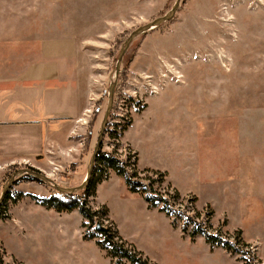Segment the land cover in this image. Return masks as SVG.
Returning a JSON list of instances; mask_svg holds the SVG:
<instances>
[{"label": "rangeland", "instance_id": "obj_1", "mask_svg": "<svg viewBox=\"0 0 264 264\" xmlns=\"http://www.w3.org/2000/svg\"><path fill=\"white\" fill-rule=\"evenodd\" d=\"M175 1L0 0V76L19 77L34 62L59 56L63 81L73 93L80 89L77 97L87 109L79 121L80 136L74 138L80 150L76 163L63 167L53 159L41 169L12 165L0 177V194L8 177L24 167L39 169L59 186L81 184L88 165L81 150L94 123L93 151L124 40ZM171 78L182 85L187 78L188 84L175 85ZM61 85L54 81L51 93ZM112 107L102 150L116 149L122 160L128 162L130 156V163L138 153L140 169L151 164L167 170L178 189L164 178L153 190L170 200L176 190L180 197L172 200L174 208L204 222L213 234L237 242L249 252L248 262L221 246H210L202 235L191 238L192 226L183 232L181 216L174 218V226L160 204L148 206L121 176L101 185L97 194L98 183L89 205H105L118 234L148 264H264V0H181L172 19L132 40L122 58ZM115 130L117 139L110 137ZM147 130L152 132L149 140ZM186 147L189 162L202 170L198 177L174 168L176 152ZM214 170L216 184L209 179ZM143 182L148 184L147 179ZM39 184L58 194L51 185ZM75 210L65 217L61 231L56 220L30 218L39 226L35 235L31 227L24 225L21 233L0 218L4 264H111L107 251L95 242L100 235L88 240L80 235L84 219ZM109 221L99 222L114 229ZM49 225L53 228L42 231ZM85 232H96L95 225Z\"/></svg>", "mask_w": 264, "mask_h": 264}, {"label": "crops", "instance_id": "obj_2", "mask_svg": "<svg viewBox=\"0 0 264 264\" xmlns=\"http://www.w3.org/2000/svg\"><path fill=\"white\" fill-rule=\"evenodd\" d=\"M185 38L188 39V35ZM186 39L182 41L189 43ZM185 52L189 53V50ZM52 58L58 60L34 62L19 77L3 78L0 76V177L12 165L20 163H27L41 169L49 162H53V159H57L61 162L59 164L66 167V162L76 163L80 158V150H77L79 149L78 143L74 141V138L78 140L80 136L82 124L79 121L84 112L83 108L86 109V106L82 107L80 89L79 94L73 93L71 84L63 81L60 72L61 58L59 56ZM63 66L66 64L64 63ZM170 80L175 85L185 86L188 84L187 78L185 85L179 84L174 78ZM54 81L62 84L63 88L59 91L55 89L51 93L50 85ZM159 95L156 99L160 97ZM148 111L149 106L138 116L145 115ZM156 114L157 112L153 117L155 124L159 121ZM151 133L147 130L148 140ZM72 151H75L73 155ZM137 167L138 170L150 169L164 173L165 179L173 186L169 180L170 174L164 168L147 164L140 169L138 153ZM174 168L179 170L182 175L189 176L190 173L194 177L195 174L198 177V174L202 172L198 167L192 166V162H189L188 147L179 154L176 152ZM216 176L214 170L209 177L215 184ZM117 178V175L111 171L107 181L98 184L96 193L98 194L101 185ZM173 187L178 189L176 186ZM13 191L21 193L23 196L10 206L9 216L3 221L11 222L21 230V233L25 232L22 228L26 225L27 230L31 227L33 234H38L39 226L34 219L30 221V218H35V216L47 221L56 220L58 222L57 229L61 231L64 228L65 217L76 211L74 209L71 212L58 213L54 209L43 206L40 200L48 198L52 193L38 182H18L13 186ZM32 196L37 199H33ZM23 220L27 221L26 224ZM52 228L49 225L42 231ZM79 232L82 235L80 230Z\"/></svg>", "mask_w": 264, "mask_h": 264}, {"label": "trees", "instance_id": "obj_3", "mask_svg": "<svg viewBox=\"0 0 264 264\" xmlns=\"http://www.w3.org/2000/svg\"><path fill=\"white\" fill-rule=\"evenodd\" d=\"M124 80H126V77L124 78ZM100 101L101 100H99L98 103ZM97 112L98 110H96V113ZM93 121L95 120L93 119ZM109 121L110 120H107L104 134H106L108 131L110 123ZM129 123L130 121L125 123L121 127L120 131H125ZM89 126L91 127L87 132V140L85 141V146H83L81 150V158L84 160L88 159L91 154V139L93 136L94 123ZM115 132L116 130L110 132V137L117 139L119 135ZM117 154L118 153L116 149L112 151H105L102 150V146H100L95 157L91 177L87 185L83 189L73 193L51 194L48 198H43L42 200H40L41 204L46 208L54 209L57 212H71L72 210L77 209L84 219L81 224V227L83 229V239H95L97 238L96 233L100 235V238L95 242L101 249L107 251V254L111 258V264H122V260H126L130 264H148V260L142 257V253L135 250L132 245H129V243L123 240L118 234L115 224L113 222H110L108 219V208L105 205H101L98 208L94 209L88 203V198L94 196L95 194L96 185L98 183H101L103 180H107L109 172L113 171L116 175L121 176L124 179L130 192L141 194L144 197L145 201L148 203V206H157L158 204H160L159 210L164 212L167 216H171L173 218V225L174 218L176 216H181L184 223L181 228L183 232L187 231L188 224L192 226L191 230L188 233L191 238H193L197 234L202 235L205 239V242L210 246H221L226 251L232 254L241 255L243 257V260L245 262H248L245 257L249 252L247 250H244V248L241 247L237 242L229 239H224L218 234H213L212 232L208 231L209 228L204 224V222H198L194 216L186 215L179 209H175L172 200L180 197V194L176 190L174 191L173 196H171V199L173 198L172 200H170V198L166 197L164 194L157 193L153 190L154 183L157 182L159 184H162L164 182V173L150 169L138 170L137 167H135L137 161L136 159L135 162L130 163V156H128L127 162V160H122L121 158H119ZM131 165H133V167L128 170V167ZM11 168L14 167L11 166L10 169ZM145 173H152L156 176V178L146 176ZM141 174H143L144 176L140 177ZM143 179H147L148 184H145L143 182ZM21 181H34L43 183L41 180L25 174L18 176L14 180L13 185ZM22 196L23 194L21 193L11 192L10 188V190L7 191L4 199L0 203V218H7L9 216L10 203L15 204L19 199L22 198ZM32 198L37 199L34 196H32ZM98 220L109 221V224L114 225V229L110 228V226L105 227ZM96 224H99L100 227L97 228ZM93 225H95L96 232H92L90 234L85 232V229H87L88 226ZM0 264H4L1 252Z\"/></svg>", "mask_w": 264, "mask_h": 264}, {"label": "water", "instance_id": "obj_4", "mask_svg": "<svg viewBox=\"0 0 264 264\" xmlns=\"http://www.w3.org/2000/svg\"><path fill=\"white\" fill-rule=\"evenodd\" d=\"M180 1L181 0H176L174 2L173 6L167 12H165L163 15L151 20L150 22H148L146 24H143V25L135 28L133 31L130 32V34L124 40V42H123V44H122V46H121V48L117 54V59L115 62L114 80L109 84V88H108V92H107L106 108H105V111L102 115V119H101L100 127H99V132H98V135L96 138V143L93 147V151H92V153L89 157V160H88L86 175H85L84 180L81 182V184L78 186H75V187L59 186L57 183L53 182V180L50 177H48L46 174L41 172L39 169H34L31 167H24V168L16 170L15 172H13L8 177V179L4 183L2 190H1L0 203L4 199V196L6 195L7 191L10 190L11 186L13 185L14 180L20 175L26 174L28 176H31V177L36 178L38 180H41L43 183L51 185L52 188L55 189L58 193H73V192H76L78 190L83 189L87 185V183L91 177L95 157H96L97 152H98V150L101 146V143H102V138L104 135L106 123H107L109 114L112 110V106H113V102H114V91H115V87L117 84V78H118V75L120 72V65H121L122 58H123L125 52L127 51L129 45L131 44L132 40L135 37H137L140 34L147 32L153 28H157L160 25H162L163 23L172 19V17L174 16V14L176 13V11L179 7ZM96 227L99 228L100 225L96 224Z\"/></svg>", "mask_w": 264, "mask_h": 264}]
</instances>
